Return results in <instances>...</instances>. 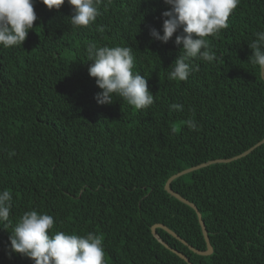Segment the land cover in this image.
<instances>
[{"label":"trees","instance_id":"trees-1","mask_svg":"<svg viewBox=\"0 0 264 264\" xmlns=\"http://www.w3.org/2000/svg\"><path fill=\"white\" fill-rule=\"evenodd\" d=\"M264 0H0V264H188L170 177L264 139ZM213 253L264 264V143L171 184Z\"/></svg>","mask_w":264,"mask_h":264},{"label":"water","instance_id":"water-1","mask_svg":"<svg viewBox=\"0 0 264 264\" xmlns=\"http://www.w3.org/2000/svg\"><path fill=\"white\" fill-rule=\"evenodd\" d=\"M261 78L262 80L264 81V65H262L261 67ZM264 143V139L259 142L258 144H256L255 146L251 147L249 150L245 151L244 153L234 157V158H231V159H227V160H215V161H210V162H207V163H204V164H201V165H198L196 167H193V168H190V169H187L181 173H178L176 175H173L172 177L169 178V180L167 181V183L165 184V191L170 195L172 196L173 198H175L176 200H178L179 202H181L182 204L188 206L189 208H191L192 210L195 211L196 215H197V219H198V222H199V225L201 227V231H202V234H203V237L205 239V243H206V251L202 252V251H199L195 248H193L192 246H190L189 244H187L183 239H181L176 233H174L172 230H170L169 228H167L166 226H164L163 224H157V225H154L152 228H151V232H152V235L154 236V238L161 244L163 245L165 248H167L168 250H170L172 253H174L175 255H177L178 257H180L181 259H183L185 262H187L188 264H191L189 259L184 256L183 254L179 253L178 251L176 250H173L172 248H170L161 238L160 236L158 235L157 233V229H162L163 231H165L166 233H168L169 235H171L172 237H174L175 239H177L178 241H180L183 245H185L186 247L189 248L190 251H192L193 253L195 254H198V255H201V256H209L213 253V247L210 243V239H209V236H208V232H207V229L205 227V224H204V221L202 220V215L201 213L199 212L198 208L196 207L195 204L191 203L190 201H188L187 199L183 198L182 196H180L178 193L174 192L171 188V184L181 178L182 176H185L187 174H190L191 172H194V171H197V170H200V169H203V168H206L208 166H211V165H214V164H226V163H230L232 161H236L240 158H243L245 156H247L248 154H250L254 149H256L257 147H259L260 145H262Z\"/></svg>","mask_w":264,"mask_h":264}]
</instances>
